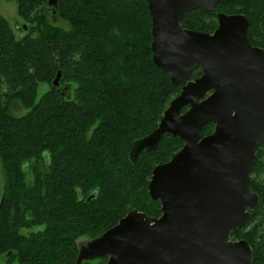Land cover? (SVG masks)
I'll return each mask as SVG.
<instances>
[{
    "label": "trees",
    "instance_id": "obj_1",
    "mask_svg": "<svg viewBox=\"0 0 264 264\" xmlns=\"http://www.w3.org/2000/svg\"><path fill=\"white\" fill-rule=\"evenodd\" d=\"M15 1L27 26L20 39L0 14V255L8 256L4 264H74L81 235L100 236L130 210L160 216V203L147 192L151 172L183 142L165 134L135 161L130 152L180 87L152 61L146 0H57L55 7ZM49 8L68 29L46 21ZM216 12L245 15L249 41L264 50V0H232ZM216 12L190 11L181 26L212 33ZM40 84L48 89L37 99ZM212 130L204 125L201 136ZM256 154L252 173L264 169V142ZM249 186L259 206L230 237L246 240L253 264H264V185L255 187L250 177Z\"/></svg>",
    "mask_w": 264,
    "mask_h": 264
},
{
    "label": "water",
    "instance_id": "obj_2",
    "mask_svg": "<svg viewBox=\"0 0 264 264\" xmlns=\"http://www.w3.org/2000/svg\"><path fill=\"white\" fill-rule=\"evenodd\" d=\"M230 1L146 0L152 61L180 92L157 127L133 143L130 158L165 134L183 145L151 172L147 192L161 215L128 211L81 245L74 264L105 257V264H253L248 242L230 235L260 203L249 179L264 142V50L249 41L245 15L216 12ZM196 9L216 12L212 33L181 26L184 14ZM197 69L201 74L191 79ZM209 123L212 132L201 136Z\"/></svg>",
    "mask_w": 264,
    "mask_h": 264
},
{
    "label": "rangeland",
    "instance_id": "obj_3",
    "mask_svg": "<svg viewBox=\"0 0 264 264\" xmlns=\"http://www.w3.org/2000/svg\"><path fill=\"white\" fill-rule=\"evenodd\" d=\"M16 9H17V4H16L15 0H0V14L8 21L9 26L13 30L16 39H20L25 34L26 31L23 29H19V26H22L25 22L17 16ZM45 12H46L45 18H46L47 22L51 23L53 26L60 27L62 29H68L69 28L68 23L58 17L55 9L52 10L51 8H49ZM216 21H217V19H216ZM150 23H151V21H150ZM102 24L106 27L110 25L109 20L108 21L104 20L102 22ZM255 40L259 41L258 38H256ZM194 72H197V71H194ZM47 89H48L47 84H40L38 87L37 99ZM65 92H67V91L65 90ZM20 110L21 109H18V111H19L18 113H20V112L24 113L25 112L24 110L23 111H20ZM250 177H251V179L253 181V185L255 187L261 188V186L264 185V169L263 168L261 170H258L256 172L252 173ZM28 179H31V176H29ZM5 182H6L5 173H4V170H3L1 162H0V203L2 200V194L4 192ZM253 224H254V222L252 224H250L247 228H245L242 231V234L248 232V229ZM263 225H264V222H263ZM37 229H38L37 227H33L30 229H23L22 232L24 235H26L29 231H31V230L34 231ZM239 236H241V235H239ZM91 239H93L92 236H90L88 234L81 235L80 237H78L76 239V245L78 247V251H79V248L81 245L85 244L86 242H88ZM231 239L235 240V237L231 236ZM7 258H8L7 254L0 255V264H4L7 260ZM94 260H96V259H94ZM13 264H17V263L14 262ZM93 264H100V263H98L97 261H93Z\"/></svg>",
    "mask_w": 264,
    "mask_h": 264
},
{
    "label": "flooded vegetation",
    "instance_id": "obj_4",
    "mask_svg": "<svg viewBox=\"0 0 264 264\" xmlns=\"http://www.w3.org/2000/svg\"><path fill=\"white\" fill-rule=\"evenodd\" d=\"M1 205V204H0Z\"/></svg>",
    "mask_w": 264,
    "mask_h": 264
}]
</instances>
